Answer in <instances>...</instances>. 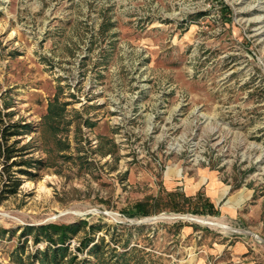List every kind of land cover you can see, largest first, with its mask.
Masks as SVG:
<instances>
[{
  "label": "rangeland",
  "instance_id": "obj_1",
  "mask_svg": "<svg viewBox=\"0 0 264 264\" xmlns=\"http://www.w3.org/2000/svg\"><path fill=\"white\" fill-rule=\"evenodd\" d=\"M17 129L8 164H41L14 195L0 177V264L21 228L82 221L158 264L186 257V229L243 237L264 264V0H0V142ZM209 175L252 190L235 224L190 213ZM138 203L150 215L127 217Z\"/></svg>",
  "mask_w": 264,
  "mask_h": 264
},
{
  "label": "trees",
  "instance_id": "obj_2",
  "mask_svg": "<svg viewBox=\"0 0 264 264\" xmlns=\"http://www.w3.org/2000/svg\"><path fill=\"white\" fill-rule=\"evenodd\" d=\"M53 116L58 117V114L54 113V115H51L50 117ZM17 125L14 124L12 127H16ZM21 126L17 128H26L27 125ZM18 129L15 133H11V135L4 132V130H2L1 133V138L3 140V143L0 142V158L3 159L2 170H0V177L3 180V186L1 188L2 198L7 197V195H4L5 193L8 194V196L16 194L21 185V178L19 176H31L32 173H30L29 170L35 167L36 163L41 164V161L32 160H20L19 162L12 161L8 164V162L16 156L21 158V151L25 150V147H23L20 150H17L18 154H15V150H12L5 145L9 140L5 136H19L20 134L17 133ZM13 167L19 168L15 171L18 175L11 174V169ZM196 200H198V202L195 203L196 209L190 213L194 215H218V211L207 198H202L199 195ZM190 201V199H183V202L189 203ZM171 203L173 202L171 201ZM173 204H175L171 206L173 212L184 213L178 209L177 204H179V202ZM148 215H150V213L145 208V205L138 203L134 206L132 211L127 213L126 216L134 218L146 217ZM86 227L87 224L84 221L77 224H49L39 227H23L20 229L21 231L18 240L24 239V242L15 247L11 254L12 262L14 264H158V260L161 259L160 257L155 256V260L153 261L151 260V255L138 249L136 247L137 245L129 247V239L121 245V252H118L115 249H109V246L104 242L103 238L96 240L95 232L99 230L100 227L90 225L88 226V230L85 231ZM142 227L143 226H140L138 228ZM83 231L85 232V236L80 238L79 246L75 247V251H71L70 240ZM8 232L13 234L12 230H1L0 234ZM28 236H31L32 246H35L34 250L27 251L26 239ZM115 243L117 244L119 241H115ZM39 244H42L41 249L37 248ZM84 252L88 257L79 259L77 254ZM144 254H148L147 258H149V260L145 258L146 256L144 257Z\"/></svg>",
  "mask_w": 264,
  "mask_h": 264
},
{
  "label": "crops",
  "instance_id": "obj_3",
  "mask_svg": "<svg viewBox=\"0 0 264 264\" xmlns=\"http://www.w3.org/2000/svg\"><path fill=\"white\" fill-rule=\"evenodd\" d=\"M205 184L206 196L219 210L220 218L235 224L239 212L252 198V190L245 187L230 192V186L224 185L216 175H209ZM181 235L190 237L189 244L184 248L187 250L186 257L174 259L173 264H257L254 248H250L243 237H213L211 233L199 229H186L181 231Z\"/></svg>",
  "mask_w": 264,
  "mask_h": 264
},
{
  "label": "bare ground",
  "instance_id": "obj_4",
  "mask_svg": "<svg viewBox=\"0 0 264 264\" xmlns=\"http://www.w3.org/2000/svg\"><path fill=\"white\" fill-rule=\"evenodd\" d=\"M185 218H189V217H185ZM189 219L197 221L198 223L200 222V223H202L204 225L213 226V227H219V228H222V229L227 231L226 226L222 222H219V221L209 220V219H205V218H197V217H192V218H189Z\"/></svg>",
  "mask_w": 264,
  "mask_h": 264
},
{
  "label": "water",
  "instance_id": "obj_5",
  "mask_svg": "<svg viewBox=\"0 0 264 264\" xmlns=\"http://www.w3.org/2000/svg\"><path fill=\"white\" fill-rule=\"evenodd\" d=\"M156 218L150 219V220H155ZM253 235V234H252Z\"/></svg>",
  "mask_w": 264,
  "mask_h": 264
}]
</instances>
